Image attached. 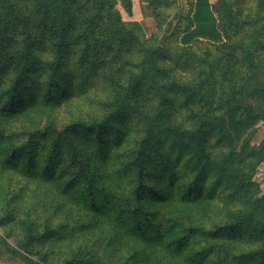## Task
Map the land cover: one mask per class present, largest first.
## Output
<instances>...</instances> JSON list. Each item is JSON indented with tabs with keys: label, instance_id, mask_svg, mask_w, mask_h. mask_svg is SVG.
Returning <instances> with one entry per match:
<instances>
[{
	"label": "trees",
	"instance_id": "obj_1",
	"mask_svg": "<svg viewBox=\"0 0 264 264\" xmlns=\"http://www.w3.org/2000/svg\"><path fill=\"white\" fill-rule=\"evenodd\" d=\"M134 1L0 0V245L16 233L26 264H264V0H141L145 38Z\"/></svg>",
	"mask_w": 264,
	"mask_h": 264
},
{
	"label": "rangeland",
	"instance_id": "obj_2",
	"mask_svg": "<svg viewBox=\"0 0 264 264\" xmlns=\"http://www.w3.org/2000/svg\"><path fill=\"white\" fill-rule=\"evenodd\" d=\"M125 20L128 24V26H131V23L129 22V18L126 16ZM128 20V21H127ZM151 21V20H150ZM146 21L142 24V26H131V30L136 32L141 38L147 37L148 33L151 32V22ZM150 22V23H149ZM134 28V29H133ZM260 78V82H264V70L261 71V73L258 75ZM256 131L253 133L251 137V143L253 145H260L264 141V123H260L257 128L255 129ZM256 181L260 184L262 194H264V162L260 164L258 167L257 173H256ZM15 235L13 236L12 239H6L7 244H1L0 245V264H26L23 260L13 257L12 256V249L17 248L16 246V241H15ZM5 235L4 231L0 229V240H5Z\"/></svg>",
	"mask_w": 264,
	"mask_h": 264
},
{
	"label": "crops",
	"instance_id": "obj_3",
	"mask_svg": "<svg viewBox=\"0 0 264 264\" xmlns=\"http://www.w3.org/2000/svg\"><path fill=\"white\" fill-rule=\"evenodd\" d=\"M180 3V11L179 14L184 15L187 13L188 8L184 2V0H178ZM218 0H209V3L211 6L215 5ZM135 6V14L133 17H129V22L131 23V26H142L144 22H148L153 19V11L152 8L145 2H142L141 0H135L134 1ZM128 21V20H127ZM130 26V27H131ZM134 29V28H133Z\"/></svg>",
	"mask_w": 264,
	"mask_h": 264
}]
</instances>
